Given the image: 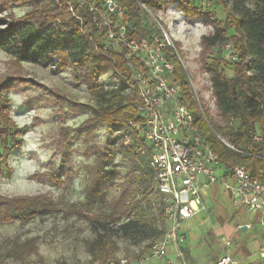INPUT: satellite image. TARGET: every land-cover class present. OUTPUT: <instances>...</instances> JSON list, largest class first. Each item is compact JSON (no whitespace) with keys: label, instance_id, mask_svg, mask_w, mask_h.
I'll list each match as a JSON object with an SVG mask.
<instances>
[{"label":"trees","instance_id":"1","mask_svg":"<svg viewBox=\"0 0 264 264\" xmlns=\"http://www.w3.org/2000/svg\"><path fill=\"white\" fill-rule=\"evenodd\" d=\"M15 1L29 3L30 9L19 18L2 19L0 50L17 63L30 62L42 67L52 64L57 70L71 66L74 79L85 86L96 103V106L77 103L81 112L90 113L87 124L81 125L79 131L90 133L105 126L116 133L106 150H93L97 161L84 196L88 208L75 211L95 231L94 238L86 241L91 262L106 264L115 258L118 240L132 246L142 244L139 253L131 257L138 259L163 235L166 221L147 155L140 151L144 143L127 125L136 118L138 98L124 69L122 52L102 50L99 34L89 26L87 14L81 8L70 9L65 0ZM214 1L226 10L223 24L209 18L212 13L195 5V0H122L126 8L124 21L131 37L149 38L153 30L143 21L144 11L139 3L151 11H160L176 2L187 22L198 17L209 21L210 28L198 38L200 47L207 49L227 39L233 41L231 47L237 55L235 60L229 58L231 76L221 67V58L210 62L202 58L197 62V69L208 80L218 116L225 120L235 119L236 128L227 134L242 152L232 151L223 144L220 148L212 146L205 138L207 124L199 113L193 115L202 136L219 155L227 171L240 164L252 176L260 178V172L264 173V0ZM103 74H110L118 85L106 89L100 80ZM174 76L185 98L191 101L192 109L195 108L188 82L182 79L178 65H175ZM6 101L1 91L0 172L5 168L8 174L7 157L21 140V131L9 120ZM63 133L66 136L68 129H63ZM125 135L131 137L128 144L123 143ZM256 135L260 139L253 138ZM63 152L65 160L67 147ZM114 155L128 165L120 181L116 180L118 171L113 163ZM64 160L48 171L54 184L62 183L66 171ZM110 190L115 195L108 200L106 193ZM51 209V200L43 196L12 199L0 196V219L3 220L27 222ZM184 264L193 263L186 261Z\"/></svg>","mask_w":264,"mask_h":264},{"label":"rangeland","instance_id":"2","mask_svg":"<svg viewBox=\"0 0 264 264\" xmlns=\"http://www.w3.org/2000/svg\"><path fill=\"white\" fill-rule=\"evenodd\" d=\"M194 3L211 12L209 18L224 23L226 10L220 3L214 0H195ZM29 9V3L0 0V29L4 27L2 19L19 18ZM153 15L175 46L174 61L182 79L195 86L202 111L192 101L195 104L192 112L194 115L199 113L207 124L205 138L217 148L222 144L217 135L232 142L227 133L235 129L237 123L235 119L225 120L218 116L208 80L198 71L197 62L202 58L207 62L221 58V67L227 76H231L227 46H234L233 41L227 39L207 49L200 47L198 38L210 28L209 21L198 17L187 22L176 2L163 10L153 11ZM142 17L153 31L157 30V22L152 17L144 13ZM100 80L106 89L118 85L110 74L101 75ZM1 91L7 100L8 118L21 131V140L7 157L8 174L5 168L0 172V196L7 199L43 196L51 200L52 209L27 222L0 219V264H97L91 262L86 249V241L94 238L95 231L75 211L88 208L84 196L97 161L93 150H106L115 140L116 133H111L105 126L90 133L79 131L81 125L87 124L90 113L81 112L77 103L92 106L96 103L85 86L74 79L71 66L57 70L52 64L42 67L30 62L17 63L0 50ZM66 128L68 133L64 136L63 129ZM65 147L68 154L64 160ZM63 160L65 175L62 183L54 184L48 171ZM113 163L117 165L116 180L120 181L128 165L118 155L113 156ZM22 164L28 167H21ZM114 195L112 190L106 193L108 200ZM208 207L190 221L195 227L209 229L192 245L191 254L197 264H213V256L218 252L211 222L219 225L222 218L232 217L230 200L225 195L218 196L216 208ZM117 245L118 251L111 260H133L131 257L142 248V244L132 246L123 240H118Z\"/></svg>","mask_w":264,"mask_h":264},{"label":"built area","instance_id":"3","mask_svg":"<svg viewBox=\"0 0 264 264\" xmlns=\"http://www.w3.org/2000/svg\"><path fill=\"white\" fill-rule=\"evenodd\" d=\"M170 1V0H164ZM71 8H81L88 16V24L100 38L104 51L122 52L124 69L131 88L135 91L137 115L128 121V127L142 139L140 149L146 154L160 197L166 221L163 235L155 240L148 258L161 260L166 248L184 239L181 225L204 209L201 189L220 184L234 207H243L255 215L264 228V173L252 176L244 165L224 169L219 155L208 145L195 122L191 101L185 98L181 86L175 82V46L166 31L153 15V11L139 3L147 16L157 22L156 31L149 38L131 37L124 21L125 6L122 0H65ZM228 57L236 59L231 46ZM191 100L202 111L195 86L188 81ZM203 114V112H202ZM233 120V119H230ZM228 149L241 153L232 142L217 135ZM255 139H260L257 135ZM131 141L124 136L123 143ZM252 225L246 224V228ZM230 241L224 242L228 247ZM264 260V245L257 249ZM139 261L119 258L106 264H141ZM224 252L214 264H233Z\"/></svg>","mask_w":264,"mask_h":264},{"label":"crops","instance_id":"4","mask_svg":"<svg viewBox=\"0 0 264 264\" xmlns=\"http://www.w3.org/2000/svg\"><path fill=\"white\" fill-rule=\"evenodd\" d=\"M221 188L218 184H212L201 189L204 209L182 223L181 229L184 233V239L178 243L170 244L161 260L149 259L147 252L138 259H133V261L142 259L141 264H184L186 261L187 263L197 264L191 254L192 245L199 236L201 237L209 229L195 227L190 224V221L199 213L206 211L207 206H209L208 209L216 208L219 195H225L229 198L223 186ZM230 206L231 218H222L223 221L219 225L211 222V233L218 244V252L213 256V264L224 252H228L232 256L233 264H264V260L257 255V249L264 245V228L259 224L257 217L245 208L234 207L231 202ZM249 223L252 226L246 228V224ZM245 232L248 233L244 234ZM226 240L230 241L228 247H224Z\"/></svg>","mask_w":264,"mask_h":264},{"label":"clouds","instance_id":"5","mask_svg":"<svg viewBox=\"0 0 264 264\" xmlns=\"http://www.w3.org/2000/svg\"><path fill=\"white\" fill-rule=\"evenodd\" d=\"M21 167H25L26 168V167H28V165L27 164H22Z\"/></svg>","mask_w":264,"mask_h":264},{"label":"water","instance_id":"6","mask_svg":"<svg viewBox=\"0 0 264 264\" xmlns=\"http://www.w3.org/2000/svg\"><path fill=\"white\" fill-rule=\"evenodd\" d=\"M242 228H244V227H242Z\"/></svg>","mask_w":264,"mask_h":264}]
</instances>
